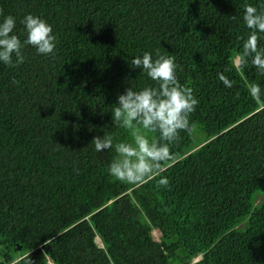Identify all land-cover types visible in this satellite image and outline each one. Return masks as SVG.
Returning a JSON list of instances; mask_svg holds the SVG:
<instances>
[{"label":"trees","instance_id":"trees-1","mask_svg":"<svg viewBox=\"0 0 264 264\" xmlns=\"http://www.w3.org/2000/svg\"><path fill=\"white\" fill-rule=\"evenodd\" d=\"M246 6L264 0H0L22 41L27 14L56 37L49 56L27 46L0 64V264H264V74L243 53ZM145 52L171 56L198 103L160 171L129 184L107 171L114 147L91 142L132 141L111 111L158 87L129 65Z\"/></svg>","mask_w":264,"mask_h":264},{"label":"clouds","instance_id":"clouds-1","mask_svg":"<svg viewBox=\"0 0 264 264\" xmlns=\"http://www.w3.org/2000/svg\"><path fill=\"white\" fill-rule=\"evenodd\" d=\"M243 20L252 34L243 44L245 57L264 74V46L257 44V32L264 33V11L246 6ZM20 23L26 38L23 41L15 33L16 19L12 15L0 21V64L14 68L25 62L22 49L32 46L38 55L49 56L56 48V37L52 26L39 16L27 14ZM132 69H140L158 84L157 88L145 87L136 91L129 87L119 94L112 106L115 126L131 131V142H118L114 145L111 135L94 137L91 145L96 152L113 149L116 158L108 166V173L118 181L136 184L151 178L160 171L161 164L170 158L169 145L179 137L181 131L191 134L190 115L198 101L192 90L180 84L176 76V65L171 56L145 52L129 62ZM220 80L230 86L220 75ZM253 96L260 93L257 86L251 88ZM146 131L142 132L140 129ZM158 133V140L147 133ZM167 185V179L159 181Z\"/></svg>","mask_w":264,"mask_h":264},{"label":"rangeland","instance_id":"rangeland-1","mask_svg":"<svg viewBox=\"0 0 264 264\" xmlns=\"http://www.w3.org/2000/svg\"><path fill=\"white\" fill-rule=\"evenodd\" d=\"M244 224H245V222H243L241 225H244ZM241 225H240V226H241Z\"/></svg>","mask_w":264,"mask_h":264}]
</instances>
